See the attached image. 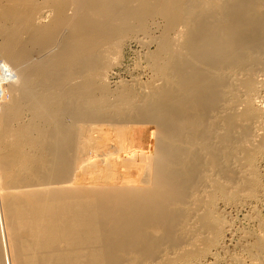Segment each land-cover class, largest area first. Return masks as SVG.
I'll list each match as a JSON object with an SVG mask.
<instances>
[{
    "label": "bare ground",
    "instance_id": "1",
    "mask_svg": "<svg viewBox=\"0 0 264 264\" xmlns=\"http://www.w3.org/2000/svg\"><path fill=\"white\" fill-rule=\"evenodd\" d=\"M263 91L264 0H0V264H264Z\"/></svg>",
    "mask_w": 264,
    "mask_h": 264
},
{
    "label": "rangeland",
    "instance_id": "2",
    "mask_svg": "<svg viewBox=\"0 0 264 264\" xmlns=\"http://www.w3.org/2000/svg\"><path fill=\"white\" fill-rule=\"evenodd\" d=\"M125 54H126V52H125ZM131 56V57H130ZM134 55H132V53L131 52H127V55H125V57H124V59H125V62L123 63V64H127V68L128 67H130V65H128V64H130V61L129 60H127L128 58H134L133 57ZM128 61V62H127ZM118 72V74L117 75H113V76H120V77H122L121 79H127V75H126V73L125 72H122L121 73V71L119 70V71H117ZM123 74V75H122ZM119 77V78H120ZM261 77V76H260ZM116 78V77H115ZM115 78H113V79H111V80H115ZM263 95V96H262ZM260 98H262V99H264V91L263 92H260ZM259 100V99H258ZM261 165V166H260ZM263 165V166H262ZM260 167V168H259ZM260 170H259V169ZM257 169L259 170V174L262 176L261 177V179H262V181L264 182V164H262V163H258V167H257ZM257 170V171H258ZM262 198L263 199H261V201H259L258 202V204L257 203H255V202H248V201H246V203L244 204V205H238V206H234V208H233V206H230V205H227V206H225L226 204H221V203H218V205H217V208L222 212V210H223V212L221 213V215L224 217V220L227 222V223H230V224H228V225H230L231 226V229L228 231V235H227V240H226V245H227V248H226V250L225 251H223V253L225 252V254H223L222 252V254L221 253H219V255H221L222 256V258L225 256V259L226 258H228L229 256H231L232 257V255H234V257L235 258H242V259H245V261H247V259L244 257V254L242 253V252H240V242H241V239H242V242L244 241L243 240V238H241L242 237V231L239 233L238 231V229L240 228V229H242V230H244V231H248V232H250V233H252V234H255V235H258V236H260L262 233V229H261V227H262V225L261 224H264V192H263V194H262ZM248 203H249V205H248ZM246 205V206H245ZM229 206L231 207V208H229ZM248 206H250V207H248ZM251 206H253V207H255L254 209H255V211L254 210H252V209H250V208H253V207H251ZM241 207V208H240ZM245 207V208H244ZM257 207V208H256ZM239 210V211H238ZM250 210H252L251 212H250ZM224 211H225V213H224ZM254 212V213H253ZM251 213V214H250ZM228 214V215H227ZM255 214L259 217V218H257V216L255 217ZM225 215V216H224ZM244 215V216H243ZM246 215V216H245ZM251 216V217H249V219H248V216ZM254 215V216H253ZM253 216V217H252ZM236 217V218H235ZM245 217V218H244ZM255 217V218H254ZM255 219L254 221H253V219ZM231 219V220H230ZM248 221H247V220ZM252 221H251V220ZM256 220H258L259 221V223H258V221H256ZM261 221L263 222V223H261ZM257 222V223H256ZM252 223V224H251ZM238 224V225H237ZM258 224L260 225V228H258L257 229V227H258ZM247 227V228H246ZM263 227H264V225H263ZM262 227V228H263ZM236 231H235V230ZM232 230V231H231ZM252 230V231H251ZM258 230H259V232H258ZM234 231V233H232ZM236 233V234H235ZM261 233V234H260ZM232 234V235H231ZM260 234V235H259ZM229 239V240H228ZM237 240V241H236ZM239 242V243H238ZM230 244V245H229ZM231 247V248H230ZM240 249V250H239ZM229 251V252H228ZM239 255V256H238ZM241 255V256H240ZM221 258V257H220ZM220 264H223V262L222 263H220Z\"/></svg>",
    "mask_w": 264,
    "mask_h": 264
}]
</instances>
